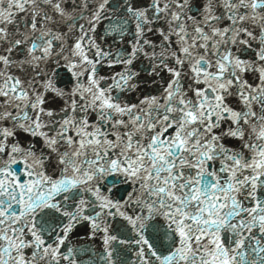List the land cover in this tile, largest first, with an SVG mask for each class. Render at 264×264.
<instances>
[{"label":"snow or ice","instance_id":"1","mask_svg":"<svg viewBox=\"0 0 264 264\" xmlns=\"http://www.w3.org/2000/svg\"><path fill=\"white\" fill-rule=\"evenodd\" d=\"M0 264H264V0H0Z\"/></svg>","mask_w":264,"mask_h":264}]
</instances>
